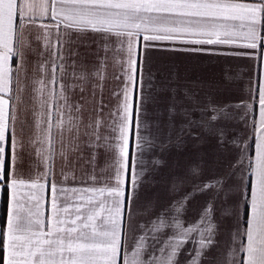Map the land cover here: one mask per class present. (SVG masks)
<instances>
[{"label": "crops", "instance_id": "1", "mask_svg": "<svg viewBox=\"0 0 264 264\" xmlns=\"http://www.w3.org/2000/svg\"><path fill=\"white\" fill-rule=\"evenodd\" d=\"M0 264H264V0H0Z\"/></svg>", "mask_w": 264, "mask_h": 264}]
</instances>
